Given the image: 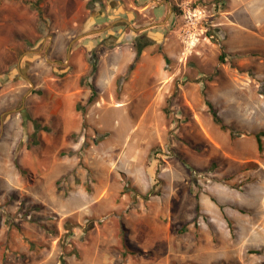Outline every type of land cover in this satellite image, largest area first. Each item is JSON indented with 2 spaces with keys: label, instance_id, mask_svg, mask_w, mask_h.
<instances>
[{
  "label": "rangeland",
  "instance_id": "obj_1",
  "mask_svg": "<svg viewBox=\"0 0 264 264\" xmlns=\"http://www.w3.org/2000/svg\"><path fill=\"white\" fill-rule=\"evenodd\" d=\"M257 134L264 0H0V264H264Z\"/></svg>",
  "mask_w": 264,
  "mask_h": 264
},
{
  "label": "trees",
  "instance_id": "obj_2",
  "mask_svg": "<svg viewBox=\"0 0 264 264\" xmlns=\"http://www.w3.org/2000/svg\"><path fill=\"white\" fill-rule=\"evenodd\" d=\"M150 45H152V41H151L150 38H148V37H140V38L136 41V43H135V45H134V49H135V52H136V57H135V61H134V64H133V66H132L131 69H133L134 66L139 62V60L141 59V56H142L144 50H145L147 47H149ZM92 91H93V94H92L91 97L89 98L88 105H92V104L95 102V100H96V95H97V93H96V89H95L94 87H92ZM208 105H209L210 110H211V112H212L213 119H214L215 123L219 124L223 130H230L231 133H234L233 128L228 127V126H226V125L223 124V122H222L221 118L219 117L218 113L215 111L214 106H213L210 102H208ZM36 127H37L36 132H35V134L33 135V137H31V139H33V140H35V139L37 138V136H38V131L40 130V126H39V124H38L37 122H36ZM263 136H264V134H257V135H256V139H257V143H258V149H259V151H262V150H263V140H262V137H263ZM34 144L36 145L37 142L33 143V145H34ZM31 145H32V143H31ZM16 165H17V167H18L21 171H24L23 168H22L21 166H19V164H16ZM199 208H200V207H199V204H198V205H197V210H198Z\"/></svg>",
  "mask_w": 264,
  "mask_h": 264
},
{
  "label": "built area",
  "instance_id": "obj_3",
  "mask_svg": "<svg viewBox=\"0 0 264 264\" xmlns=\"http://www.w3.org/2000/svg\"><path fill=\"white\" fill-rule=\"evenodd\" d=\"M203 21L208 24V20L201 16L198 10H194L187 6V44L188 46H196L200 41L202 35H206L207 39L216 40L215 32L209 31V28L205 31H199L197 28Z\"/></svg>",
  "mask_w": 264,
  "mask_h": 264
},
{
  "label": "crops",
  "instance_id": "obj_4",
  "mask_svg": "<svg viewBox=\"0 0 264 264\" xmlns=\"http://www.w3.org/2000/svg\"><path fill=\"white\" fill-rule=\"evenodd\" d=\"M72 116V117H71ZM69 118V119H65V118ZM79 116L78 118L76 117V115L74 114L73 110L71 109H67L65 114H63L62 117V122H63V130H62V135L64 137H67L68 134H71L72 132L77 131L80 128V121H79ZM100 129L107 131V125L105 123H102L100 126ZM72 151H76L78 148H72ZM51 187L53 188V186L51 185ZM66 205H67V201H65Z\"/></svg>",
  "mask_w": 264,
  "mask_h": 264
}]
</instances>
